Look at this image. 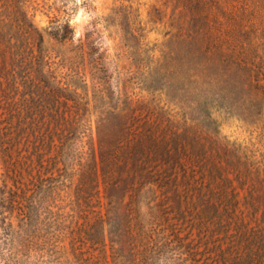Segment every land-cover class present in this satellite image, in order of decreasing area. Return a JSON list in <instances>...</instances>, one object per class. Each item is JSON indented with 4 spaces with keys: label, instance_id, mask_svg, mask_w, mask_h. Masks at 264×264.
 I'll return each instance as SVG.
<instances>
[{
    "label": "rangeland",
    "instance_id": "374dc122",
    "mask_svg": "<svg viewBox=\"0 0 264 264\" xmlns=\"http://www.w3.org/2000/svg\"><path fill=\"white\" fill-rule=\"evenodd\" d=\"M17 1L34 15L43 35L41 52L55 70V87L60 84L62 99L73 100L61 110H68L75 126L68 134L66 163L54 176L41 180L47 190L55 185V198L36 205L45 229L42 241L48 244L41 252L25 254L26 264H187V254L167 240V228L180 222L162 187L172 170L171 154L182 162L187 154L194 157L196 169L189 163L185 167L201 171L199 164L206 172L198 185L207 186L213 173L218 176L214 184L221 187L222 177L228 175L234 200L264 203V98L255 97L256 90L264 87V0H214V12L243 13V21L236 25L224 20L213 27V63L204 58V49L208 54L209 48L192 39L194 28L180 19L184 11L174 10L177 0ZM15 6L0 2V10ZM9 40L0 43V68L5 67L1 57L8 62L0 73V89H6L0 121L8 122L17 114L16 98L23 110L21 120L30 125L44 116L23 103L27 90L14 94L8 86L14 52V39ZM250 70L256 75L252 91L241 77H249ZM23 73L17 78L21 84L26 81ZM38 103L45 104L41 99ZM138 136L147 144L143 150L129 148L132 156H142V161L130 165L131 173L141 169L147 179L128 180L130 188L123 198L110 201L102 193L87 212H79L74 193L82 167L89 163L92 143L98 153L100 141L112 138L111 149L121 151L133 146ZM184 141H192L194 148L185 144V149L180 145ZM2 150L0 140V167ZM51 169L43 163L45 174ZM138 188L141 204L136 206L132 193ZM49 211L55 212V229ZM100 215L104 222L96 220ZM65 217L73 219L76 228L91 218L93 227L73 233L66 220L60 223ZM157 230L163 233L161 248L148 240ZM142 247V256L135 257ZM0 264L6 263L0 259Z\"/></svg>",
    "mask_w": 264,
    "mask_h": 264
},
{
    "label": "trees",
    "instance_id": "16d2710c",
    "mask_svg": "<svg viewBox=\"0 0 264 264\" xmlns=\"http://www.w3.org/2000/svg\"><path fill=\"white\" fill-rule=\"evenodd\" d=\"M0 2L17 6L11 11L0 10V43L5 40L10 42V37L14 39L13 58L10 62L13 73L8 86L14 94L21 88L27 90L23 103L40 111L44 116L42 120L26 124L21 120L23 110L17 104L20 100L14 98V113L17 114L8 122L0 121V140L3 149V167H0V259L6 264H26L28 260H25V254L29 256V253L34 251L41 252L48 244L42 241L45 229L41 218H38L36 205L55 198V185L47 190L45 185L41 186V180L44 176L47 178L54 176L61 170L60 164L66 163L65 151L70 141L68 134L74 131L75 126L68 115V110L64 112L61 109L67 108V103L73 100L62 99L63 95L57 91L60 84L55 87V70L41 52L43 35L35 26L34 15L29 12L28 6L17 0ZM213 3L214 0H177L174 5L175 11L178 9L184 11L185 14L180 12V19L184 21V25L194 28L192 39L196 37L209 48L208 54L204 49V58L206 62L211 63L215 60V51H212L213 27L224 20L236 25L243 21V13L231 16L221 11L214 12L211 8ZM251 48L250 53L253 54L254 46ZM1 64L5 65L0 68V73H3L8 62L3 61L1 57ZM215 68L214 77L217 79L219 68L217 65ZM239 69L242 73L245 72L241 64ZM21 72L25 73L26 81L23 84L17 79ZM254 72L250 70L249 77H246V74L241 75L243 85L248 82L246 87L251 91L256 83ZM2 85L0 83V87ZM5 90L0 89V100ZM255 97L258 98L257 101H262L264 87L256 90ZM38 99L45 104H39ZM3 109L11 111L6 106ZM112 143H114L112 138L101 140L98 153L92 143L91 151L87 154L89 163L82 167L77 191L74 193V202L79 212H87L86 208L93 207L92 204L101 198L102 193L110 201L114 197L123 198L130 188L127 186L128 180L147 179L141 169L131 173L130 168L135 162L142 161V156L138 158L132 156L129 148L137 146L143 150L147 144L143 137L138 136L133 146L124 147L121 151L112 150ZM185 144L194 148L192 141H184L180 145ZM188 146H185V149ZM132 159H135L133 163ZM49 160L54 161L53 165H49ZM170 161L172 170L167 174L168 177L162 187L167 190L169 199H172L171 204L179 215L180 222L167 228V240H170L172 246L179 245V249L187 254L185 259L187 264H264V203L255 201L241 203L234 200L229 194L231 181L228 175H222L225 184L221 187L214 184L218 176L213 173L207 186L198 185V181L204 180L207 175L198 163L201 171L190 172L189 168L185 167L189 163L196 169L191 154H187L183 162L178 155L171 154ZM45 162L52 168L46 174L43 172ZM140 190L133 189L132 195L137 201L136 206L141 204ZM65 192L67 193L65 196L72 199L71 192ZM48 215L54 217L55 229V212L49 211ZM157 217H160V214H157ZM64 220L73 233L82 234L87 228L93 227L91 218H84L77 224L79 226L77 228L72 226L73 219L65 217L60 223L65 222ZM96 220L105 221L102 215ZM69 226L64 225L65 228ZM162 236L163 233L157 230L148 236V240L161 248L165 246ZM135 240L138 242V239ZM143 248L137 251L135 257L142 256Z\"/></svg>",
    "mask_w": 264,
    "mask_h": 264
}]
</instances>
